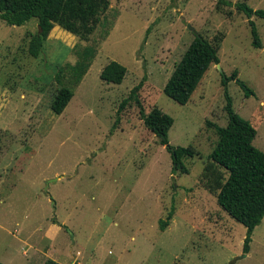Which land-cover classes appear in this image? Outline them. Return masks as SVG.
<instances>
[{
  "label": "rangeland",
  "instance_id": "374dc122",
  "mask_svg": "<svg viewBox=\"0 0 264 264\" xmlns=\"http://www.w3.org/2000/svg\"><path fill=\"white\" fill-rule=\"evenodd\" d=\"M230 1L110 0L88 38L56 25L40 55L31 52L36 18L22 26L0 19V264H264V218L246 252L247 227L202 178L218 140L214 124L228 123L223 74L237 70L255 92L228 84L264 151V18L252 17L262 42L255 47L236 7L264 9V0ZM196 34L219 39L220 62L179 104L164 87ZM88 47L95 54L77 84ZM113 60L128 69L120 84L101 78ZM145 74V110L173 116L170 144L195 148L185 158L189 173L173 172L170 152L135 102L113 128ZM64 86L75 92L57 114L52 103Z\"/></svg>",
  "mask_w": 264,
  "mask_h": 264
},
{
  "label": "trees",
  "instance_id": "16d2710c",
  "mask_svg": "<svg viewBox=\"0 0 264 264\" xmlns=\"http://www.w3.org/2000/svg\"><path fill=\"white\" fill-rule=\"evenodd\" d=\"M219 3L234 5L230 0H219ZM109 7L110 0H0V19L9 25L22 26L36 18L41 30L39 29L32 36L31 52L40 55L44 51L50 32L56 25L86 39L94 33L101 16ZM236 7L249 19L254 46L261 47L259 30L252 17L255 15L264 18V9H255L245 1L238 2ZM218 40L196 34L165 84L164 92L168 97L179 104L189 102L210 66L220 62ZM94 54L95 49L88 47L87 54L83 57L84 61L80 64L81 70L77 74V84L90 66ZM127 71L125 65L113 60L103 68L101 78L107 82L120 84L125 79ZM232 80L245 90L247 96L255 94L239 78L237 70L231 75L223 74L222 84L228 123L226 126L214 124L218 140L210 154L211 161L206 166L202 178L205 186L216 194L219 205L247 227L244 250L248 252L254 230L264 218V151L254 145L257 135L255 126L234 109L233 98L228 88ZM146 81L145 74L122 100L113 128L116 129L120 122V113L127 105L135 102L140 108V117L145 126L170 152L173 172L189 173L190 169L185 164V158L194 156L195 148L175 147L170 144L169 132L175 121L173 116L158 106H154L149 112L145 110L140 91ZM74 92L72 87H62L52 103V110L61 114L73 98ZM224 171L227 173L226 179H224ZM173 215L174 207L169 211L166 219H161L162 230L169 225ZM53 222L57 221L53 220Z\"/></svg>",
  "mask_w": 264,
  "mask_h": 264
},
{
  "label": "water",
  "instance_id": "95a60500",
  "mask_svg": "<svg viewBox=\"0 0 264 264\" xmlns=\"http://www.w3.org/2000/svg\"><path fill=\"white\" fill-rule=\"evenodd\" d=\"M39 29L41 30V28L39 27Z\"/></svg>",
  "mask_w": 264,
  "mask_h": 264
}]
</instances>
